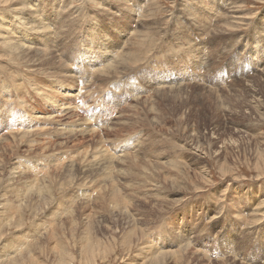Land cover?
<instances>
[{
	"label": "rangeland",
	"instance_id": "1",
	"mask_svg": "<svg viewBox=\"0 0 264 264\" xmlns=\"http://www.w3.org/2000/svg\"><path fill=\"white\" fill-rule=\"evenodd\" d=\"M4 1H0V166L5 171L0 167V264H64L65 260L68 264H152L163 251H154L159 247L170 253L164 264H264V168L256 166L257 159L264 157V118L259 113L263 109L254 108L255 103L264 107V72L260 75L264 0H229L230 5L226 0H205L207 5L204 0H140L141 6L133 5L136 0ZM129 7L143 10L138 21ZM229 10L233 12L228 16L236 18H228L236 26L215 32ZM65 18H71V26L62 30L57 22ZM22 21L28 22L24 34L38 40L53 29V61L67 65L70 74L81 77L91 90V95L70 102L93 133L58 135L54 131L59 125L36 122L53 106L32 86L48 72L30 63L35 50H29L28 57L10 47L22 40L33 48L44 47L20 33ZM38 25L45 29H31ZM134 28L143 30V39L147 38L138 62L124 58L127 67L121 69L115 65L117 56L100 62L79 58L82 53L86 59L97 52L103 55L105 45L110 55L125 45L119 60ZM129 65L141 67L132 70ZM107 66L113 69L103 73ZM27 73L35 81L28 83ZM94 73L116 78L108 82ZM84 83L77 80L74 91ZM121 120L126 124L121 126ZM48 126L51 130L43 134L41 127ZM95 146L109 150L101 148L107 156ZM6 171L23 174L10 178ZM13 172L11 176L16 175ZM97 176L107 180H96L95 185ZM38 181L52 194L36 187ZM25 185L35 191L42 188L38 193L44 199L48 196L46 201L35 191L31 197ZM86 191L92 192V198L76 202ZM55 204L61 206L52 209ZM87 237L97 241L95 256L82 251Z\"/></svg>",
	"mask_w": 264,
	"mask_h": 264
},
{
	"label": "bare ground",
	"instance_id": "2",
	"mask_svg": "<svg viewBox=\"0 0 264 264\" xmlns=\"http://www.w3.org/2000/svg\"><path fill=\"white\" fill-rule=\"evenodd\" d=\"M1 1V0H0ZM3 1V0H2ZM6 1V0H5ZM4 1V2H5ZM148 1V0H147ZM229 0H226V2L227 3H229L228 2ZM6 2H9V1H6ZM141 1L140 0H136V2H135V4H133V5H139V6H141V3H140ZM202 2V1H201ZM124 3V2H123ZM203 3V2H202ZM201 3V4H202ZM206 3V1L204 0V4ZM232 3V2H231ZM231 3H229V5L231 4ZM10 4V3H9ZM23 4V3H22ZM145 4V3H144ZM125 5V4H124ZM205 5H207V4H205ZM210 6V5H209ZM28 7V6H27ZM142 7H143V4H142ZM232 7H234V6H232ZM231 7V8H232ZM22 8V7H21ZM29 8V7H28ZM206 8V7H205ZM221 7H219L218 6V9H220ZM19 9H20V7H19ZM128 10H129V14H132L133 16H132V18L133 19H135V21H138V19H136V18H140V16H141V12L143 11V10H139V8L137 9L136 7L135 8H133V7H129V8H127ZM184 9V8H183ZM20 11V10H19ZM145 11V10H144ZM221 11V10H220ZM214 12V11H213ZM231 12H233V10H229L228 12H226V14L225 15H220L222 18L218 21V29L215 31V32H217V31H220V32H223L224 30H225V32L226 31H228L227 29H232V27H234V26H236V23H234V21L233 22H231V20L228 18V17H231V18H236L235 16H228L229 15V13H231ZM79 13V12H78ZM142 13H144V12H142ZM186 13V12H185ZM217 13H219V11L217 12ZM62 14V11H60V15ZM149 14V13H148ZM147 14V15H148ZM72 14H70L68 17H70ZM79 15V14H78ZM191 16H192V14H190ZM189 15V16H190ZM66 16V17H67ZM215 16V15H214ZM213 16V17H214ZM135 17V18H134ZM21 18H24V16H20L19 17V19H21ZM195 18V17H194ZM34 19H36V18H34ZM68 18H65V20L63 21V22H61V21H58L57 23H58V25H59V27L62 29V28H64V27H68V28H70V26H71V18H69L68 20H67ZM145 19V18H144ZM37 21H38V23L39 24H43L44 23V21H41V20H39V19H36ZM198 20V19H197ZM24 24H22L24 27L22 28V30L23 31H21L20 33H22V35H24L25 37H27L29 40H33V41H38L39 43H43V46L44 47H32V44L30 43V44H28V45H26V42L27 41H24V40H22L21 42H16L17 43V45H14L13 46V44H10V47L12 48V49H14V50H18V49H21V53H22V55L23 56H28L29 55V50H31V49H34L35 51H34V55H31V57H32V59H30L29 61H30V63H34L35 65H40L41 66V68L42 67H44L45 69H47L48 70V72H47V74H43L44 76H42V77H40V76H38V81L37 82H35V85H32L34 88V91H35V93L37 94V95H41L42 96V100L44 101V102H46V104H49L50 106H53V108L52 109H49V112H47V113H44L43 112V114H45V115H42V116H40V117H36L35 119L37 120L36 122L37 123H45V124H47V125H52V124H56V125H59V127L58 126H55L56 127V129H55V131H54V133H56V134H58V135H63V134H70L71 132L73 133V136H74V132H76V131H80L79 133H85L86 131H88V133L90 134V132L91 131H93L92 130V128L90 127V125H88L87 124V122H84V121H82V119H80V114L76 111V110H74L75 108H77L76 106H73V104H71V102H70V99H72V98H74V97H78V96H81V95H83L84 97H87L88 95H91V90H88V89H86V86H84L85 85V81H83V79H79V78H81V77H79L78 75H75V74H70V68H68L67 67V65H62V63L60 64L59 63V61H53V57H54V55L56 54H53L52 53V28L50 29L51 30V33H49V32H46L45 30H43V31H45V34L43 33V31H42V34H44L42 37H40V40H38V38H35L34 36L32 37L31 36V34H24V32L25 33H27V29H26V25H27V21H22ZM198 22V21H197ZM209 22V21H208ZM136 23V22H135ZM45 24V23H44ZM73 24H75L74 23V21H73ZM206 24H209V23H205V24H203V26H205ZM46 25V24H45ZM202 25V24H201ZM7 25H5V28H7L6 27ZM21 26V25H20ZM29 26V25H28ZM57 26V25H56ZM56 26H53V27H56ZM140 26H141V24H140ZM149 26H150V24H149ZM2 27V26H1ZM210 26H208V28H209ZM212 27V26H211ZM216 27V26H215ZM3 28V27H2ZM10 28V27H9ZM41 28H43V25H38V27L37 28H35V26H32L31 27V29L32 30H34L35 31V29L36 30H38L39 31V29H41ZM43 29H45V28H43ZM49 29V28H48ZM47 28H46V30H48ZM138 29V28H137ZM135 30V28L134 29H132V33H131V35H130V38H128L129 40H128V45L125 47V48H127V51L126 50H123L124 51V53H123V55H122V57L118 60V56L119 55H121V49H122V46L123 45H121L119 48H117V50H113L112 51V53L110 54V55H108L107 54V46L105 45L102 49H101V51H103L104 52V54L103 55H100L98 52H97V54L95 53L94 54V58H88V59H86V57H84V53H82L81 54V56L79 57L81 60H84V61H87V62H100V61H104L107 57L108 58H115L116 56H117V59H115V60H117L116 62H117V64L115 63V65H117L118 67H120L121 69L124 67V66H126V64H125V62H124V58H128L129 59V62L128 63H132V62H134L135 61V63L136 62H138L137 60L141 57L140 55H141V51H142V49H141V47H142V45L144 44V40H147V38H145V39H143V37H144V31L143 30H140V28L138 29V30ZM176 29V28H175ZM3 30H4V28H3ZM56 30V29H55ZM63 30V29H62ZM73 30V29H72ZM87 30V29H86ZM209 30V29H208ZM5 31V30H4ZM57 31H59V30H56L55 32L57 33ZM207 31V30H206ZM212 31V30H211ZM40 32V31H39ZM72 32V31H71ZM74 32H75V30H74ZM151 32V31H150ZM167 32V31H166ZM165 32V33H166ZM214 32V33H215ZM1 33V32H0ZM3 33V32H2ZM5 33V32H4ZM164 33V34H165ZM206 33V32H205ZM11 34V33H10ZM55 34V33H54ZM59 34V33H58ZM216 34H218V33H216ZM60 35V34H59ZM58 35V36H59ZM261 35H262V33H261ZM64 36V35H63ZM150 36V35H149ZM205 36V35H204ZM264 36V35H263ZM71 37V36H70ZM85 37V36H84ZM2 37H0V39H1ZM5 38H7V37H5ZM13 41V40H12ZM11 41V42H12ZM58 41V40H57ZM88 41V40H87ZM185 41V40H184ZM260 40L258 39L257 40V43L259 42ZM29 42V41H28ZM93 42V39H91V43ZM72 43V42H71ZM77 43V41L75 42V44ZM109 44H110V42H109ZM158 45V44H157ZM125 46V45H124ZM124 46H123V48H124ZM58 47V46H57ZM64 47V46H63ZM145 47H146V45H145ZM60 49V48H59ZM58 49V50H59ZM69 49V48H68ZM138 49V50H137ZM227 49V48H226ZM231 49V48H230ZM10 50V49H9ZM56 50H57V48H56ZM136 50V51H135ZM153 50V49H152ZM13 51V50H12ZM129 51H131L132 53L131 54H129L128 55V53L127 52H129ZM154 51V50H153ZM86 52V51H85ZM166 52H168V51H166ZM126 53V54H125ZM53 54V55H52ZM57 55H59V53L57 54ZM85 55H87V54H85ZM145 56V55H144ZM28 57H30V56H28ZM59 58H61L62 59V57H60L59 56ZM99 58V59H98ZM146 58V57H145ZM55 59L56 60H58L57 59V57L55 56ZM154 59V58H153ZM257 59H259L258 57L256 58V60ZM115 60H113V61H115ZM62 62H63V60H61ZM65 61V60H64ZM258 61V60H257ZM143 62H146V61H143ZM64 63V62H63ZM67 64V63H66ZM113 64H114V62H113ZM71 65V64H70ZM132 65V64H131ZM138 66H139V64H137ZM142 65V64H141ZM40 66H38V67H40ZM47 66V67H46ZM109 66V65H108ZM108 66L105 68V70L103 71V73L104 72H108L112 67H110V69L108 68ZM130 66V65H129ZM29 67H31V66H29ZM33 67V66H32ZM103 67V66H102ZM105 67V66H104ZM127 67V66H126ZM141 67V66H140ZM140 67H138V68H140ZM119 68V69H120ZM130 68H131V66H130ZM137 68V67H136ZM135 68V69H136ZM137 68V69H138ZM40 69V68H39ZM99 69V68H98ZM113 69V68H112ZM117 69V68H116ZM132 70H135L134 68H131ZM28 70V69H27ZM31 70V69H30ZM33 70V69H32ZM31 70V71H32ZM36 70V69H35ZM95 70H97V69H95ZM103 70V69H102ZM102 70H99L100 72L102 71ZM45 71V70H44ZM98 71V70H97ZM113 71V70H112ZM118 71V70H117ZM122 71H125V72H127L126 70H122ZM121 71V72H122ZM128 71H129V69H128ZM262 71V70H261ZM36 71H34L33 72V75H34V73H35ZM43 72V71H42ZM88 72V71H87ZM96 72V71H95ZM120 72V71H119ZM130 72H132L131 70H130ZM264 72V70L260 73V75L262 74ZM40 73V72H39ZM118 73V72H117ZM24 74V73H23ZM32 74V73H31ZM37 74V73H36ZM42 74V73H41ZM95 74V73H94ZM97 74V73H96ZM96 74H95V76H96ZM99 74H101V73H99ZM33 75H30V74H28L27 73V79H28V83H31L30 82V80H33V81H35V79H31V77L33 76ZM118 75V74H117ZM120 75V74H119ZM118 75V76H119ZM259 75V76H260ZM26 76V75H25ZM98 76V77H97ZM96 77L97 78H99V77H101L102 76V78L104 79V77L105 78H107V76H104L103 77V75H97ZM114 76V75H113ZM116 76V75H115ZM262 76H264V75H262ZM35 77V76H34ZM33 77V78H34ZM77 77H78V79H77ZM93 77V76H92ZM102 78H99V79H102ZM116 78V77H115ZM115 78H111V77H109V79L107 80L108 82H109V80L111 79H115ZM19 79V78H18ZM92 79V78H91ZM98 79V80H99ZM74 80V81H73ZM77 80L79 81V83L81 82V83H84L82 86H84V87H81L78 91H77V89H75V91H74V88L73 87H75V85H76V82H77ZM93 80V79H92ZM14 82H15V80H13ZM27 81V80H26ZM42 81H43V83H42ZM101 81V80H100ZM104 81V80H103ZM107 81H104L105 83L107 82ZM259 81V80H258ZM15 83H17V82H15ZM24 83H26V82H24ZM51 83H52V87H51ZM74 83H75V85H74ZM183 83V82H182ZM12 84H13V82H12ZM102 84V83H101ZM107 84V83H106ZM200 84H201V82H200ZM255 84V83H254ZM23 85V83L21 84V86ZM18 86V85H17ZM26 86H27V84H26ZM162 86V85H161ZM14 87H15V85H14ZM13 87V88H14ZM23 87H24V89L26 88L24 85H23ZM60 87H64V88H66V89H68L67 91H65V92H61L60 90H58V88H60ZM100 87L102 88L103 86L102 85H100ZM99 87V88H100ZM158 88H160V87H158ZM20 89V86H18V90ZM157 89V88H156ZM15 90H17V87H16V89ZM21 90H23V89H21ZM205 90V89H204ZM71 91V92H70ZM77 91V93H75ZM94 91V90H93ZM249 91V90H248ZM62 98H64V99H62ZM255 98V97H254ZM147 99V98H146ZM18 100L19 101H21V102H23L22 101V99H19L18 98ZM9 102V101H8ZM17 102V101H16ZM133 107H135V109L137 110V105L136 106H133ZM132 108V107H131ZM130 108V109H131ZM254 108L257 110V111H259L260 109H263L262 110V112H259L260 113V116H263V118H264V107L262 106V104H257V103H255L254 104ZM6 109V108H5ZM11 109V108H10ZM40 113V112H39ZM121 113H123V112H121ZM127 112H125V114H126ZM147 114V113H146ZM123 115V114H122ZM122 115H120V116H118L119 117V119H120V117L122 116ZM131 115V114H130ZM129 115V116H130ZM135 115H137V114H135ZM76 116L78 117V119L76 118ZM128 116V117H129ZM124 117H125V115H124ZM122 118H123V116H122ZM127 117H125V119H126ZM134 118H135V116H134ZM138 118V117H137ZM116 119H118V118H116ZM125 119H124V121H125ZM129 119V118H128ZM127 119V120H128ZM131 120V119H130ZM264 120V119H263ZM31 121H32V119L30 120V123H31ZM122 121V120H121ZM133 121V120H132ZM119 122V121H118ZM128 122V121H127ZM121 123V126H122V124H124L123 123V121L122 122H120ZM130 123V122H129ZM133 123H135V122H133ZM126 124V123H125ZM124 124V125H125ZM137 124H138V122H137ZM43 125V124H42ZM47 125H45V126H47ZM132 125V124H131ZM40 126V124H37L36 125V128L37 127H39ZM63 126H65V128H63ZM114 126H115V124H114ZM114 126H112V127H114ZM117 124H116V128H117ZM132 126H134V125H132ZM134 127H136V126H134ZM19 128V127H18ZM119 128H120V124H119V127H118V130H119ZM132 127L130 126V128L129 129H131ZM47 129L49 130H51V127H49L48 126V128H44V127H41V131H43L42 133L43 134H48L49 133V131H47ZM110 129V127L108 128V130ZM112 129V128H111ZM128 129V128H127ZM134 129V128H133ZM132 129V130H133ZM10 130V129H9ZM47 131V132H44V131ZM113 130V129H112ZM126 130V129H125ZM136 130V129H135ZM35 131V130H34ZM34 131H32V135H33V132ZM111 131V130H110ZM114 131V130H113ZM112 131V132H113ZM116 131H117V129H116ZM119 131H122L121 130V128H120V130ZM7 132H9V131H7ZM13 132V131H12ZM29 132H31L30 130H29ZM38 132H40V131H38ZM53 132V131H52ZM98 132V131H97ZM102 132V131H101ZM125 132V131H124ZM129 132L131 133V131L129 130ZM129 132H128V134L127 135H129ZM42 133H36V135H39V136H41V135H43ZM77 133V132H76ZM78 133V134H79ZM91 133H93V132H91ZM96 133V132H95ZM105 133V132H104ZM76 135V134H75ZM93 135V134H92ZM96 135V134H95ZM105 135V134H104ZM107 135V134H106ZM119 135V134H118ZM121 136L123 135L122 133L120 134ZM125 135H126V133H125ZM124 135V136H125ZM19 136H20V134H19ZM24 136H27V134L26 135H23V136H21L22 137V139H23V137ZM70 136V135H69ZM90 136V135H89ZM117 136V135H116ZM43 137V136H42ZM106 138V137H105ZM117 138V137H116ZM12 139H14V140H16L17 138H15V135H13L12 136ZM98 139V138H97ZM103 140H104V138H103ZM102 140V141H103ZM5 141V140H4ZM3 141V142H4ZM9 141V140H8ZM144 141V140H143ZM6 142V141H5ZM106 142V141H105ZM142 142V141H141ZM7 143V142H6ZM78 145H79V143H78ZM83 145V144H82ZM95 145V144H94ZM100 145V144H99ZM141 145H143V144H141ZM70 146V145H69ZM80 146V145H79ZM105 146V145H104ZM103 146V147H104ZM89 147V146H88ZM95 147H100V146H95ZM3 148H6L7 149V147L6 146H4ZM60 148V147H59ZM86 148V147H85ZM101 148L102 147H100V152H101V154L103 153L102 151H105L106 149L104 148H102V151H101ZM61 149V148H60ZM84 149V148H83ZM94 149V148H93ZM97 149V148H96ZM96 149L95 150H93V152L94 151H96ZM5 150V149H4ZM31 150V149H30ZM85 150V149H84ZM86 150H87V148H86ZM10 151V150H9ZM89 151V150H88ZM106 151H109V150H106ZM142 151V150H141ZM1 152H2V150H1ZM7 152V151H6ZM6 152H5V154H6ZM33 152V151H32ZM84 152V151H83ZM85 152H87V151H85ZM93 152H92V156H94L95 157V153L93 154ZM98 151H96V153H97ZM100 152H98L99 154H100ZM128 152H130L129 150H128ZM80 153V152H79ZM110 153V152H109ZM123 153V152H122ZM2 154V153H1ZM4 154V153H3ZM2 154V155H3ZM15 154H17V153H15ZM14 154V155H15ZM32 154V153H31ZM82 154V153H81ZM91 154V153H90ZM105 156H107V154H108V152H106V154H105V152L103 153ZM113 154V153H112ZM121 154V153H120ZM129 154V153H128ZM125 155V154H123V155H125V158L128 156L129 157V155H131V154H129V155ZM66 155V154H65ZM87 155V154H86ZM89 155V154H88ZM97 155V154H96ZM104 155H99V156H104ZM146 155V154H145ZM69 156H71V155H69ZM84 156H85V153H84ZM112 156V155H111ZM137 156V155H136ZM74 156H72V158H73ZM82 157V156H81ZM90 157V156H89ZM109 157H110V154H109ZM113 157H114V154H113ZM118 157V156H117ZM124 157V156H123ZM1 158V157H0ZM58 158V157H57ZM64 158V157H63ZM66 158V157H65ZM85 158V157H84ZM92 158V157H91ZM95 158H98V159H100L99 157H95ZM106 158V157H105ZM134 158V157H133ZM61 159V158H60ZM68 159V158H67ZM77 159V158H76ZM93 159V158H92ZM103 159V158H102ZM109 159V158H108ZM121 160L120 161H122V157L120 158ZM2 160V159H1ZM64 160H66V159H64ZM82 160H83V158H82ZM86 160V159H85ZM90 160V159H89ZM97 160V159H96ZM107 160V159H106ZM105 160V161H106ZM112 160V159H111ZM7 161V160H6ZM78 161H80V159L78 160ZM104 161V160H103ZM102 161V162H103ZM1 162V161H0ZM8 162V161H7ZM84 162V161H83ZM82 162V163H83ZM86 162V161H85ZM84 162V163H85ZM91 162V161H90ZM2 163V162H1ZM0 163V164H1ZM54 163V162H53ZM62 163V162H61ZM64 163V162H63ZM71 163H73V162H71ZM79 163V162H78ZM77 163V164H78ZM86 163H88V162H86ZM98 163V162H97ZM104 163V165H106L105 163L106 162H103ZM112 163V162H111ZM4 164H5V162L3 163V166H4ZM8 164H9V162H8ZM51 164V163H50ZM76 164V163H75ZM89 164V163H88ZM2 165V164H1ZM6 165H7V163H6ZM6 165H5V167H6ZM19 165V164H18ZM60 165V164H59ZM59 165H56V166H59ZM66 165V164H65ZM82 164H80V166H81ZM90 165V164H89ZM93 165V164H92ZM91 165V169H92V166ZM95 165V164H94ZM103 165V164H102ZM108 165V164H107ZM45 166H48V165H45ZM69 165H67V167H68ZM100 166V165H99ZM98 166V167H99ZM111 166V165H110ZM257 168H264V157H259L258 159H257ZM1 167V166H0ZM5 167H4V169H5ZM60 167V166H59ZM61 167H63V166H61ZM85 167V166H84ZM94 167H96V165L94 166ZM128 167V166H127ZM35 168V167H34ZM42 168V167H41ZM82 168V167H81ZM105 168V166L102 168V170ZM1 169H2V167H1ZM0 169V170H1ZM6 169H8V168H6ZM14 169L16 170L17 169V167L15 168L14 167ZM27 169V168H26ZM25 169V170H26ZM39 169V168H38ZM43 169V168H42ZM41 169V170H42ZM51 169H52V166H51ZM57 169V168H56ZM68 169V168H67ZM94 169V168H93ZM96 169V168H95ZM110 169V168H109ZM131 169V168H130ZM3 170V169H2ZM32 170V169H31ZM37 170V169H36ZM47 169H45L44 171H46ZM54 170V169H53ZM63 170H64V168H63ZM69 170V169H68ZM87 170V169H86ZM97 170H98V168H97ZM105 170V169H104ZM108 170V169H107ZM111 170V169H110ZM109 170V171H110ZM123 170V169H122ZM124 170H126V169H124ZM4 171V170H3ZM10 171V170H9ZM9 171H6V172H8V174H9ZM19 171V170H18ZM17 171V172H18ZM29 171H30V169H29ZM48 171V170H47ZM77 171V170H76ZM94 171V170H93ZM92 171V172H93ZM108 171V172H109ZM5 172V171H4ZM11 172H13V171H11ZM10 172V174H9V177L11 178V177H13V178H15L16 176H17V172L16 173H14V174H16V175H14V176H11V173ZM21 172V171H20ZM20 172H18V173H20ZM33 172H36V171H33ZM53 172V171H52ZM95 172V171H94ZM22 174H23V171L21 172ZM24 173H27V172H24ZM32 173V172H31ZM38 173V172H37ZM36 173V174H37ZM41 173V171L39 172V174ZM47 173V172H46ZM61 173V172H60ZM74 173V172H73ZM76 173V172H75ZM84 173V172H83ZM100 173V172H99ZM103 173V172H102ZM114 173H115V171H114ZM121 173V172H120ZM127 173V172H126ZM7 174V173H6ZM30 174V173H29ZM57 174V173H56ZM58 174H59V172H58ZM61 174H63V172L61 173ZM68 174V173H67ZM71 174V172H69V175ZM94 174V173H93ZM93 174H91V175H93ZM3 175V174H2ZM5 175V174H4ZM3 175V176H4ZM21 175V174H20ZM53 175H54V173H53ZM64 175V174H63ZM63 175H61V176H63ZM68 175V176H69ZM71 175H73V174H71ZM70 175V176H71ZM82 175H84V174H82ZM97 175H99V174H97ZM105 175V174H104ZM107 175V174H106ZM46 176H47V174H46ZM45 176V177H46ZM48 176H50L49 174H48ZM47 176V177H48ZM58 176V179L59 178H61V177H59V175H57ZM80 176V175H79ZM108 176V175H107ZM7 177V176H6ZM20 176H18V178H19ZM25 177V176H24ZM23 177V178H24ZM44 177V178H45ZM56 177V176H55ZM55 177H52V180H53V178H55ZM82 177V176H81ZM87 177H89L90 178V176H87ZM86 177V178H87ZM95 177H96V175H95ZM101 177V176H100ZM99 176H97V179H95V181L97 180V181H99V182H103L104 180H103V178H105L106 180H107V178L106 177H102V180H101V178H100ZM1 178H2V176H1ZM4 179H6L5 177H3ZM17 178V177H16ZM64 178H67V176L66 175H64ZM63 178V179H64ZM76 178V177H75ZM77 178H78V181H79V177L77 176ZM20 179V178H19ZM38 179V178H37ZM67 179H69V178H67ZM71 179V178H70ZM83 179V178H82ZM85 179V178H84ZM7 180H9L8 179V177H7ZM13 180V182H14V179H12ZM11 180V181H12ZM43 181H44V179H42ZM42 180H40V181H42ZM46 180H48L47 178H46ZM66 180V179H65ZM73 180H75V179H73ZM91 180V179H90ZM89 180V181H90ZM3 181V180H2ZM11 181H10V183H11ZM22 181V180H21ZM28 181V179L26 180V182ZM31 181V180H30ZM33 181V180H32ZM31 181V182H32ZM40 181H38V183L37 184H39V182ZM64 180H60V183H62ZM93 181H94V179H93ZM92 181V182H93ZM96 181V182H97ZM175 181V180H174ZM37 182V181H36ZM47 183H48V181H46ZM45 181H44V183H46ZM49 182H50V180H49ZM53 182H54V180H53ZM53 182H52V184H53ZM56 182V181H55ZM65 182V181H64ZM91 182V181H90ZM95 182V185L96 184H98L99 182H97L96 183ZM5 183V182H4ZM7 183H8V181H7ZM28 183V182H27ZM33 183H34V181H33ZM40 183H42V182H40ZM58 183V182H57ZM72 183V182H71ZM29 184H31V183H29ZM37 184H35V186L36 187H38V188H40V187H44L45 189H46V191L44 190V193L46 192L47 194L49 193V194H52L51 193V188L49 189V187L48 186H46L45 187V185L46 184H44V186L41 184V186H40V184L39 185H37ZM51 184V183H50ZM59 184V183H58ZM57 184V185H58ZM86 184V183H85ZM94 184V183H93ZM2 185V184H1ZM4 185H6V184H4ZM4 185H2V186H4ZM8 185L9 186H11L9 183H8ZM14 185V184H13ZM16 185H18V184H16ZM32 185V184H31ZM48 185V184H47ZM54 185V184H53ZM60 185V184H59ZM81 185V184H80ZM8 186V187H9ZM19 186H22L21 184H19ZM26 186V185H25ZM35 186L33 185V187L35 188ZM55 186H56V184H55ZM90 186V185H89ZM100 186V185H99ZM111 186L112 187H114L112 184H111ZM110 186V187H111ZM8 187L6 186V188L8 189ZM24 187V186H23ZM85 187V186H84ZM108 187V186H107ZM106 186H105V188H107ZM120 187V186H119ZM20 188V187H19ZM18 188V191L20 190ZM24 188H26V189H28V190H31V193H29V194H31L30 196L32 197V192L33 191H35L34 189H32L31 188V186L30 185H27L26 187H24ZM24 188H22V190L21 191H23V189ZM37 188V190L38 191H40L39 189ZM56 188V187H55ZM104 188V187H103ZM116 189V188H115ZM43 190V189H42ZM38 191H35V192H37V195H38V197L40 198H42V197H44V196H42L43 195V193L41 194V196H39L40 194L38 193ZM111 191H113V190H111ZM40 192H42V191H40ZM53 192V191H52ZM83 192V191H82ZM19 193V192H18ZM22 193V192H21ZM20 193V194H21ZM24 193H27V192H24ZM45 193V194H46ZM175 193V192H174ZM23 194V193H22ZM33 194H35L34 192H33ZM44 194V195H45ZM54 194V193H53ZM19 195V194H18ZM24 196L25 195H27V194H23ZM17 196V195H16ZM45 196H47V195H45ZM51 196V195H50ZM2 197H3V195H2ZM19 197H21V195L19 196ZM18 197V198H19ZM26 197V196H25ZM25 197H23V198H25ZM29 197V196H28ZM48 197V196H47ZM46 197V198H47ZM81 197H84V198H92V192H88V191H86V192H84V193H82L81 194V196H78V197H76L75 198V201L77 200V199H79V198H81ZM113 197V196H112ZM33 198H34V196H33ZM40 198V199H41ZM45 198V199H46ZM44 198H42V200L43 201H46ZM21 200V199H20ZM23 200V199H22ZM74 201V199H73V201L72 202H75ZM78 201V200H77ZM76 201V202H77ZM36 202V201H35ZM66 202H67V200H66ZM69 202H70V200H69ZM115 202H116V199H115ZM115 202H114V204H115ZM52 203V202H51ZM80 203V202H79ZM59 204V203H58ZM57 204V206H56V204H55V206H53L52 207V209H54L55 207H59V206H61V205H58ZM66 204V203H65ZM70 204H71V202H70ZM90 205V204H89ZM88 205V206H89ZM65 206H68V204L67 205H65ZM71 206V205H70ZM158 206H161V205H159L158 204ZM69 207V206H68ZM72 207V206H71ZM47 208H49L50 209V205H48L47 206ZM66 208V207H65ZM57 209V208H56ZM68 209V208H67ZM70 209V208H69ZM53 211H55V210H52V212ZM63 211V210H62ZM61 211V212H62ZM65 211V210H64ZM63 211V212H64ZM53 213H55V212H53ZM50 214V213H49ZM59 214V213H58ZM57 213H56V215H58ZM61 214V213H60ZM64 214V213H63ZM62 214V215H63ZM54 216H55V214H54ZM61 216V215H60ZM59 216V217H60ZM56 217V216H55ZM57 220V219H56ZM51 222H53V221H51ZM54 223V222H53ZM40 230V229H39ZM73 230V229H72ZM34 237V236H33ZM175 237H178L179 238V235H175ZM181 238L183 239V238H185V237H182L181 236ZM186 238H188V236L186 235ZM190 238V237H189ZM93 241V238L91 237V238H88L87 237V239L84 241V242H86V243H83V246H82V251L83 252H86V253H92V256H95V252H96V249H97V241H94V242H92ZM145 246V245H144ZM164 247V246H163ZM154 249V248H153ZM152 248H150V250H153ZM160 249L161 250H163L162 251V253L161 254H158V255H156L155 256V260H152V264H160V263H165V262H167L168 261V257H169V255H170V253H165L166 252V250H165V248H161V247H159V249L158 248H156V249H154V251H160ZM182 250V249H181ZM13 251V250H12ZM149 251V250H148ZM185 251V250H184ZM153 252V251H152ZM168 252V251H167ZM215 255V254H214ZM180 259V258H179ZM182 259V258H181ZM62 264H63V262H62ZM64 264H68L67 262H66V260L64 261ZM170 264V263H169ZM219 264V263H218Z\"/></svg>",
	"mask_w": 264,
	"mask_h": 264
}]
</instances>
